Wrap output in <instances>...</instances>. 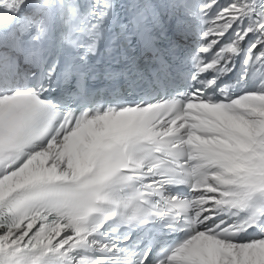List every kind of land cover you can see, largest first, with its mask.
I'll list each match as a JSON object with an SVG mask.
<instances>
[{"label": "snow or ice", "instance_id": "snow-or-ice-1", "mask_svg": "<svg viewBox=\"0 0 264 264\" xmlns=\"http://www.w3.org/2000/svg\"><path fill=\"white\" fill-rule=\"evenodd\" d=\"M0 264H264V0H0Z\"/></svg>", "mask_w": 264, "mask_h": 264}]
</instances>
